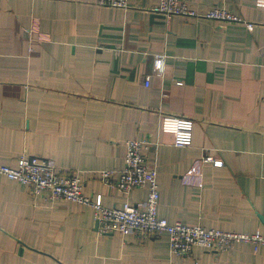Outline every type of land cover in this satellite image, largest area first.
I'll return each mask as SVG.
<instances>
[{
	"label": "crops",
	"instance_id": "obj_1",
	"mask_svg": "<svg viewBox=\"0 0 264 264\" xmlns=\"http://www.w3.org/2000/svg\"><path fill=\"white\" fill-rule=\"evenodd\" d=\"M0 0V165L22 155L76 173L108 208L141 204L105 185L124 168L126 142L146 139L158 218L264 235V9L254 0H184L203 15L223 7L251 23L151 12L159 0ZM166 56L162 76L155 55ZM148 79V86L145 80ZM163 116L193 122L191 144L161 133ZM221 159L214 168L204 157ZM0 264H264V247L173 256L162 234L99 235L89 206L31 195L0 177Z\"/></svg>",
	"mask_w": 264,
	"mask_h": 264
},
{
	"label": "built area",
	"instance_id": "obj_2",
	"mask_svg": "<svg viewBox=\"0 0 264 264\" xmlns=\"http://www.w3.org/2000/svg\"><path fill=\"white\" fill-rule=\"evenodd\" d=\"M102 7L128 9V0H98ZM257 8L264 9V0H254ZM151 12L161 15L165 20L173 16L185 19H206L220 23L244 24L248 31L253 29L251 23L231 14L223 7H213L203 15L190 10L184 0H159L151 8ZM264 59V46L261 50ZM166 56L155 55L153 70L162 76ZM145 85L149 81L146 79ZM193 122L171 116H163L160 120L161 133L172 135L175 147H188L191 144ZM149 146L146 139L129 140L126 142L124 168L118 173L117 180L112 182L114 172L102 171L98 178L105 185L128 195L135 189L146 188L147 197L138 205L125 203L121 208H108L103 205L101 196L91 200L83 193V182L76 173L59 171L51 160L22 155L17 159L15 167L0 165V177L25 186L31 195L46 193L49 199L69 201L89 206L93 211L99 235L120 234L132 235L140 240L152 239L162 234L169 239V252L177 257H189L195 249L221 253L232 249L237 244L250 245L254 252L264 247V235L259 232L251 234L203 229L201 226L186 225L180 222L169 224L158 218L159 189L155 165L145 157L143 151ZM203 162L210 163L214 168L224 166L221 159L208 155Z\"/></svg>",
	"mask_w": 264,
	"mask_h": 264
}]
</instances>
